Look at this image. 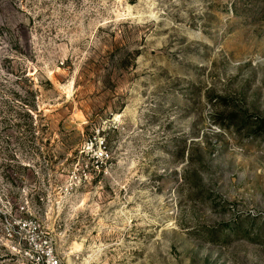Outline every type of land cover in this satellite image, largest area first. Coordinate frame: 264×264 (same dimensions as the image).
Segmentation results:
<instances>
[{
    "label": "rangeland",
    "instance_id": "374dc122",
    "mask_svg": "<svg viewBox=\"0 0 264 264\" xmlns=\"http://www.w3.org/2000/svg\"><path fill=\"white\" fill-rule=\"evenodd\" d=\"M47 245L264 264V0H0V264Z\"/></svg>",
    "mask_w": 264,
    "mask_h": 264
},
{
    "label": "built area",
    "instance_id": "2783aa9c",
    "mask_svg": "<svg viewBox=\"0 0 264 264\" xmlns=\"http://www.w3.org/2000/svg\"><path fill=\"white\" fill-rule=\"evenodd\" d=\"M93 157L97 158V159H101L103 156H105V152L103 149H101L100 147H97L96 149H94L92 151ZM45 264H58L59 260L56 257L52 247L50 245H47L45 247ZM43 259V257H42ZM41 264H43V261L40 260Z\"/></svg>",
    "mask_w": 264,
    "mask_h": 264
}]
</instances>
